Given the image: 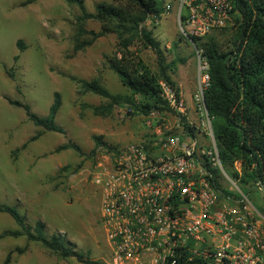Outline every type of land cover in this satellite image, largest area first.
Listing matches in <instances>:
<instances>
[{
	"label": "rangeland",
	"instance_id": "rangeland-1",
	"mask_svg": "<svg viewBox=\"0 0 264 264\" xmlns=\"http://www.w3.org/2000/svg\"><path fill=\"white\" fill-rule=\"evenodd\" d=\"M26 1L0 0V206L17 208L29 226L42 222L48 236L58 234L91 260L110 264L111 248L100 223V211L105 166L112 160L113 150L97 147L94 138L101 136L107 145L120 148L145 138L149 128L145 116H129L126 105L117 106L109 117L95 116L89 106L106 100L92 93L81 94L80 85L71 79L99 80L111 93H125L106 60L117 52L119 39L113 25L87 20L88 30L106 31L105 36L74 53L78 6L67 0H36L24 6ZM163 1L171 9H166L160 20L147 21L146 27L161 42L167 63L185 60L178 64L173 79L186 110L181 113L175 109L176 113L162 116L174 123L175 117L182 114L204 129V117L196 112L193 100L204 71L199 66L197 50L181 31L177 0ZM84 2L89 13H94L99 3L127 5L115 0ZM232 25L233 22L225 28ZM227 33L222 28L210 36L223 40ZM19 40L26 44L23 52L18 47ZM135 45L158 73L156 52L139 40ZM16 56H20L17 62ZM9 70H13L15 79L9 77ZM56 92L62 96L56 122L65 134L47 132L30 142L40 129L23 108L9 100L27 104L39 117H47ZM201 140L213 144L209 139ZM69 142L80 146L84 155L73 149L57 152ZM97 177L101 185L96 183ZM250 198L256 206L264 205L262 192L256 190ZM19 229L10 215L0 213V236ZM0 264L83 263L73 257L64 259L26 236H5L0 238Z\"/></svg>",
	"mask_w": 264,
	"mask_h": 264
},
{
	"label": "built area",
	"instance_id": "built-area-1",
	"mask_svg": "<svg viewBox=\"0 0 264 264\" xmlns=\"http://www.w3.org/2000/svg\"><path fill=\"white\" fill-rule=\"evenodd\" d=\"M177 2L186 38H205L232 23L230 0ZM197 55L204 76L193 100L204 129L188 121L193 136L180 124L182 114L173 123L152 111L145 138L113 150L102 185L97 177L110 264H264V205L250 198L256 190L264 194V182L244 189L224 170L204 102L207 64ZM163 86L170 105L184 113L183 99Z\"/></svg>",
	"mask_w": 264,
	"mask_h": 264
},
{
	"label": "trees",
	"instance_id": "trees-1",
	"mask_svg": "<svg viewBox=\"0 0 264 264\" xmlns=\"http://www.w3.org/2000/svg\"><path fill=\"white\" fill-rule=\"evenodd\" d=\"M28 0L23 5L32 4ZM78 6L80 14L76 17L74 53L92 46L105 36L106 31L95 32L85 27V22L95 19L103 23L110 22L119 42L117 52L107 56L109 68L117 75L125 88V93L113 94L99 80H85L71 77L80 85V93L95 94L106 101L97 106H89L95 116L109 117L116 107H129L128 115L147 116L152 111L176 113L168 101L164 86L169 87L180 101L181 97L173 74L184 59L167 63L161 42L146 27L147 21H158L165 14L163 0H115L126 2V6L108 3L96 5L95 12L89 13L84 0H67ZM234 6L232 27L225 39L216 36L193 38L207 64L205 75L208 86L204 92V102L212 121V128L219 158L224 170L233 178L240 180L244 189L248 185L264 182V0H230ZM184 39V38H183ZM154 50L158 56V73H155L135 48V41ZM20 51L26 50L23 40L18 41ZM20 56L15 57L19 61ZM15 79L13 70L8 71ZM10 104L23 108L29 120L40 129L30 140L36 141L47 132L65 134V130L56 122L62 107V96L54 94V101L47 117H39L30 106L20 101L9 100ZM184 129L193 136L196 128L191 127L186 117L182 116ZM97 147L116 148L107 145L103 138H94ZM27 144L24 145V148ZM73 149L84 155L80 146L69 142L60 146L57 152ZM241 164V170L236 169ZM214 178L220 175L219 169L210 168ZM247 191V190H246ZM0 213L10 215L19 230L5 232V236H26L29 241L41 243L49 251L60 257L76 258L83 264H100L85 254L77 251L66 239L58 234L48 236L46 225L37 222L34 227L27 224L26 217L15 207L0 206Z\"/></svg>",
	"mask_w": 264,
	"mask_h": 264
},
{
	"label": "water",
	"instance_id": "water-1",
	"mask_svg": "<svg viewBox=\"0 0 264 264\" xmlns=\"http://www.w3.org/2000/svg\"><path fill=\"white\" fill-rule=\"evenodd\" d=\"M187 40L195 47V49L198 51V47L196 45V41L191 38V37H187Z\"/></svg>",
	"mask_w": 264,
	"mask_h": 264
},
{
	"label": "crops",
	"instance_id": "crops-1",
	"mask_svg": "<svg viewBox=\"0 0 264 264\" xmlns=\"http://www.w3.org/2000/svg\"><path fill=\"white\" fill-rule=\"evenodd\" d=\"M68 150H70V149H68Z\"/></svg>",
	"mask_w": 264,
	"mask_h": 264
}]
</instances>
